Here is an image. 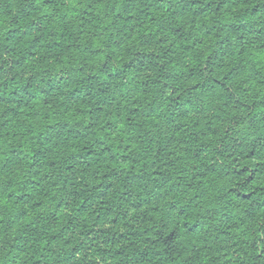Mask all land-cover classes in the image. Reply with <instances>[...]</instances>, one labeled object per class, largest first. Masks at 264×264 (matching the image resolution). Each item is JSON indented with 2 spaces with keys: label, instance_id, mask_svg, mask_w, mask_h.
<instances>
[{
  "label": "trees",
  "instance_id": "trees-1",
  "mask_svg": "<svg viewBox=\"0 0 264 264\" xmlns=\"http://www.w3.org/2000/svg\"><path fill=\"white\" fill-rule=\"evenodd\" d=\"M0 264H264V0H0Z\"/></svg>",
  "mask_w": 264,
  "mask_h": 264
}]
</instances>
